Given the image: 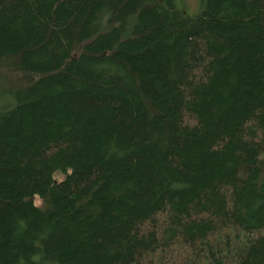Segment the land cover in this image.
<instances>
[{"label": "trees", "instance_id": "16d2710c", "mask_svg": "<svg viewBox=\"0 0 264 264\" xmlns=\"http://www.w3.org/2000/svg\"><path fill=\"white\" fill-rule=\"evenodd\" d=\"M0 264H264V0H0Z\"/></svg>", "mask_w": 264, "mask_h": 264}, {"label": "rangeland", "instance_id": "374dc122", "mask_svg": "<svg viewBox=\"0 0 264 264\" xmlns=\"http://www.w3.org/2000/svg\"><path fill=\"white\" fill-rule=\"evenodd\" d=\"M176 3L181 10L189 15H196L202 7V0H176ZM56 176L60 178L59 173Z\"/></svg>", "mask_w": 264, "mask_h": 264}, {"label": "clouds", "instance_id": "9594fccd", "mask_svg": "<svg viewBox=\"0 0 264 264\" xmlns=\"http://www.w3.org/2000/svg\"><path fill=\"white\" fill-rule=\"evenodd\" d=\"M41 203H42L41 200H40L39 197L37 196L36 200L34 201L35 206H36V207H40Z\"/></svg>", "mask_w": 264, "mask_h": 264}]
</instances>
